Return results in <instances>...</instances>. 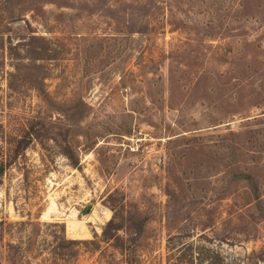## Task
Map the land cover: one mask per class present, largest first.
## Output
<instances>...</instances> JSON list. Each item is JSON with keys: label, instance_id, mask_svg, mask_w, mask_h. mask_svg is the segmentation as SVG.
<instances>
[{"label": "rangeland", "instance_id": "374dc122", "mask_svg": "<svg viewBox=\"0 0 264 264\" xmlns=\"http://www.w3.org/2000/svg\"><path fill=\"white\" fill-rule=\"evenodd\" d=\"M0 25L59 49L39 60L44 94L29 67L10 89L27 57L0 47V135L91 104L64 128L80 167L49 136L3 175L0 264H166L193 249L191 264H264V0H0ZM112 190L143 219L120 231L123 251L85 241L54 257L55 235L100 234Z\"/></svg>", "mask_w": 264, "mask_h": 264}, {"label": "trees", "instance_id": "16d2710c", "mask_svg": "<svg viewBox=\"0 0 264 264\" xmlns=\"http://www.w3.org/2000/svg\"><path fill=\"white\" fill-rule=\"evenodd\" d=\"M128 5L133 9L134 7L138 6L139 10L141 9L140 7L145 6V4H140L139 2H130ZM15 21L16 20H13L12 23ZM131 22L132 25L129 28L130 32L133 33L138 31H147L146 27H138V29L135 28L134 24L136 23H134L132 20ZM9 36L10 35L7 34L6 25H0V47H5L7 43L10 54L16 52L18 47H22V51L27 57V62H24L25 59L21 58V56L14 63V70L10 71L9 74L8 85L10 89L16 88V82L18 79H20L18 74L20 73L21 68L29 67V69L33 70V72L29 70L31 73L30 78L28 79L29 82L32 86H35L42 93L46 94L47 91L42 84L43 75L41 74L39 68L44 63L43 61L39 60L56 57L59 52L57 43L54 42L50 37L43 34L31 33L28 39L17 41L16 43L10 40ZM24 78L27 80L26 74H24ZM90 107L91 104L87 100L79 98L67 105L62 106V114L56 117L57 120L47 119L43 115L37 114L27 119V122H25L21 133L11 134L8 138L5 133H1L0 183L2 182L3 175L7 169L16 163L20 154L29 146V144H31L32 141L39 139L43 144H46L49 136L53 137V139L59 143L61 153L68 157L71 164L80 167V156L78 153H76L75 147L70 141H68L67 134L64 132V128L70 127L72 123L83 118ZM65 120L67 121L65 122ZM49 125H53V127L57 125V128L59 129L58 133L64 135L65 137L61 139L57 137V134L53 135V133L50 131ZM245 176L249 178V182L253 188V182L250 179L251 175L246 173ZM121 196V193H119L117 190L109 191L105 195L104 201L110 207L112 214L102 225L101 232L98 236L95 234L94 238L81 239L69 237L67 235H55V244L53 245L51 252L52 255L54 257H58L59 255L64 261L68 260L69 258H72L74 255H76L75 246L85 241L96 243V246L99 244V241H108L112 246L116 247L120 251H123L122 245L124 244V236L120 233V231H126L127 229V234H129V236L136 235L140 230L138 229L137 231V228H141L143 225V219L137 218L135 214L126 208V204ZM254 198L259 200V195L255 193ZM193 252L194 249L187 253L188 259H183V255L185 253L181 256L177 255L178 257L176 258H172L171 255H175V253L171 252L167 255L166 264H191L196 258L192 255Z\"/></svg>", "mask_w": 264, "mask_h": 264}, {"label": "water", "instance_id": "95a60500", "mask_svg": "<svg viewBox=\"0 0 264 264\" xmlns=\"http://www.w3.org/2000/svg\"><path fill=\"white\" fill-rule=\"evenodd\" d=\"M15 22H18V21H15ZM15 22H14V23H15ZM19 23H20V21H19Z\"/></svg>", "mask_w": 264, "mask_h": 264}]
</instances>
